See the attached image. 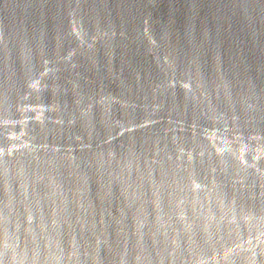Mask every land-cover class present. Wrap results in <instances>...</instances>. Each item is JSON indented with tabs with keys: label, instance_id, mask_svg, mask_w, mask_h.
<instances>
[{
	"label": "water",
	"instance_id": "1",
	"mask_svg": "<svg viewBox=\"0 0 264 264\" xmlns=\"http://www.w3.org/2000/svg\"><path fill=\"white\" fill-rule=\"evenodd\" d=\"M0 264H264V0H0Z\"/></svg>",
	"mask_w": 264,
	"mask_h": 264
}]
</instances>
